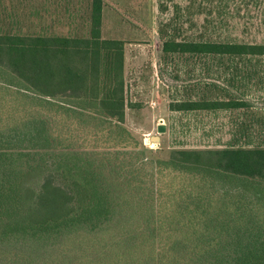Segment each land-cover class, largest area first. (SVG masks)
<instances>
[{
	"label": "trees",
	"instance_id": "trees-1",
	"mask_svg": "<svg viewBox=\"0 0 264 264\" xmlns=\"http://www.w3.org/2000/svg\"><path fill=\"white\" fill-rule=\"evenodd\" d=\"M106 2L89 0L87 34L69 36L17 32L0 0L12 25L0 27V264H264V146L167 159L127 151L125 41L102 36ZM159 34L166 56L264 58V42ZM249 106L205 96L169 105ZM73 120L102 150L68 143ZM51 164L37 191L26 184Z\"/></svg>",
	"mask_w": 264,
	"mask_h": 264
},
{
	"label": "rangeland",
	"instance_id": "rangeland-1",
	"mask_svg": "<svg viewBox=\"0 0 264 264\" xmlns=\"http://www.w3.org/2000/svg\"><path fill=\"white\" fill-rule=\"evenodd\" d=\"M114 1L116 10L107 2L104 5L101 33L105 38L125 41L127 106L123 125L133 138L127 151L137 146L148 158L167 159L172 149L264 146V58L239 61L191 54L166 56L161 52L159 34L165 28L181 40L262 43L264 0ZM2 4L6 7L4 13H11L9 19L16 21L13 28L19 33L43 31L70 36L88 32L85 17L89 0H2ZM4 13L0 15V27L10 28ZM213 82L225 85V90ZM202 96L243 99L250 106L187 111L169 107L170 103ZM160 124L164 125L162 132L157 129ZM69 134L68 143L75 147L91 151L104 147L102 140H94L75 120ZM153 135L158 136L157 141L150 139ZM49 170L54 171V165L46 170L34 169L26 176V184L37 191Z\"/></svg>",
	"mask_w": 264,
	"mask_h": 264
},
{
	"label": "crops",
	"instance_id": "crops-1",
	"mask_svg": "<svg viewBox=\"0 0 264 264\" xmlns=\"http://www.w3.org/2000/svg\"><path fill=\"white\" fill-rule=\"evenodd\" d=\"M107 2H108V4L109 5H111V8H115L116 7V1H114V0H106ZM1 2H2V0H1ZM54 2H55V0H54ZM51 3V2H50ZM5 7V5H3L2 4V7ZM6 8V7H5ZM38 9H41V8H38ZM42 10H43V8H42ZM65 10V9H64ZM115 10H116V8H115ZM103 13H104V8H103ZM68 15V14H67ZM69 16V15H68ZM127 23H129V21L127 20ZM102 26H103V18H102ZM101 29H102V27H101Z\"/></svg>",
	"mask_w": 264,
	"mask_h": 264
},
{
	"label": "water",
	"instance_id": "water-1",
	"mask_svg": "<svg viewBox=\"0 0 264 264\" xmlns=\"http://www.w3.org/2000/svg\"><path fill=\"white\" fill-rule=\"evenodd\" d=\"M157 129H158L159 132H162L164 130V125H162V124L158 125ZM150 139L153 140V141H157L158 140V136L157 135H153V136H151Z\"/></svg>",
	"mask_w": 264,
	"mask_h": 264
}]
</instances>
